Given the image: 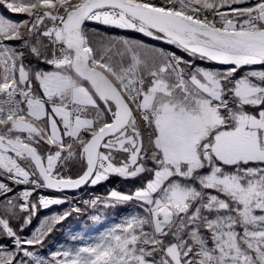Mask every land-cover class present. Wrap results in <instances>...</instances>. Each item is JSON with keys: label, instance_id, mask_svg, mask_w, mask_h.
Listing matches in <instances>:
<instances>
[{"label": "snow or ice", "instance_id": "snow-or-ice-1", "mask_svg": "<svg viewBox=\"0 0 264 264\" xmlns=\"http://www.w3.org/2000/svg\"><path fill=\"white\" fill-rule=\"evenodd\" d=\"M0 5L25 17L0 15V264H264V0ZM113 175L140 184L111 190L105 205L136 210L92 242L42 254L78 207L24 235L38 205L68 202L33 201L37 190L78 191Z\"/></svg>", "mask_w": 264, "mask_h": 264}, {"label": "trees", "instance_id": "trees-1", "mask_svg": "<svg viewBox=\"0 0 264 264\" xmlns=\"http://www.w3.org/2000/svg\"><path fill=\"white\" fill-rule=\"evenodd\" d=\"M154 2L160 4L163 3L164 0H154ZM0 13L6 18H9L13 21H20L25 18L21 14L11 13L3 5H0ZM87 27L98 29L101 33H107L108 35L123 36L128 39L141 41L145 45L155 48H161L168 52L175 53L177 56L182 57L184 60L191 59V57H189L187 53L178 49L175 45H169L163 40H157L151 37H147L144 34L136 32L134 30L116 29L114 27H108L94 22L89 23ZM95 39L96 38H93L94 43ZM195 63L197 65L213 69L223 67L215 63L200 60H196ZM40 67L45 68L46 70H50L47 69V66L45 65H40ZM239 74H242V72L238 73V75ZM145 144H147V137H145ZM44 152L46 153V149H44ZM80 163L81 162L78 158L74 159L73 162H71L68 166L67 174L73 177L78 175L80 170ZM139 184L140 181L138 179H121L119 176L113 175L107 182L100 183L95 187L85 186L87 192L93 193L89 197H92L96 194V197L100 198L98 204L95 207H92L90 205L86 206L84 204V199L80 200L77 198L67 200L68 202L62 205L49 206L47 209L41 208L38 205L37 212L31 220V227L26 229L24 235H29L31 231H33L35 227L39 225L41 219L52 214H63V212L65 211H71L74 208L78 207L80 209V212H73V214L70 215L65 221L55 226V230L53 231V233H51V235H49L48 238L44 241V247L41 251L42 254H47L50 251L57 250L60 245L69 247L83 246L84 244L92 242L100 232L105 231L116 223H119L126 214L136 210V201H132L127 204L115 205L114 207H108L105 205V199L107 198H105V196H108V193L114 189L125 193H130ZM39 196L41 195H39L38 193H34L31 199L33 201H38ZM90 199L91 198L87 200ZM25 215L27 214L25 213ZM93 217H97V219L94 220L92 219ZM13 227L18 230L19 224L13 221ZM77 233L80 236L79 240L73 241L69 239L71 235H75Z\"/></svg>", "mask_w": 264, "mask_h": 264}, {"label": "built area", "instance_id": "built-area-1", "mask_svg": "<svg viewBox=\"0 0 264 264\" xmlns=\"http://www.w3.org/2000/svg\"><path fill=\"white\" fill-rule=\"evenodd\" d=\"M38 193H40V195H44L46 197H49V198H52L54 194H57L56 192L50 190V189H47V188H43V189H39L37 190ZM80 192L77 191L76 193L72 194V195H67V194H64V195H61L63 198H75L77 197L76 195H78Z\"/></svg>", "mask_w": 264, "mask_h": 264}, {"label": "rangeland", "instance_id": "rangeland-1", "mask_svg": "<svg viewBox=\"0 0 264 264\" xmlns=\"http://www.w3.org/2000/svg\"><path fill=\"white\" fill-rule=\"evenodd\" d=\"M0 15H2L1 13H0ZM124 30H130V29H124ZM114 190H116V189H114ZM122 192V191H121ZM122 193H125V192H122ZM93 193H90V192H87V191H83L82 190V192H80L78 195H76L77 197H75V198H77V199H80V200H87V199H89V198H94V197H96V194L94 195V196H92V197H89V196H91ZM125 194H127V193H125ZM103 197V196H102ZM107 196H105V198H106ZM52 198H62L61 196H59V195H55V196H53ZM67 199H69V198H67Z\"/></svg>", "mask_w": 264, "mask_h": 264}, {"label": "water", "instance_id": "water-1", "mask_svg": "<svg viewBox=\"0 0 264 264\" xmlns=\"http://www.w3.org/2000/svg\"><path fill=\"white\" fill-rule=\"evenodd\" d=\"M65 191H72V190H65Z\"/></svg>", "mask_w": 264, "mask_h": 264}]
</instances>
